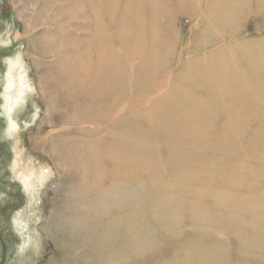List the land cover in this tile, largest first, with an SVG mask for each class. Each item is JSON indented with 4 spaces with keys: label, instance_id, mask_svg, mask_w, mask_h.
Segmentation results:
<instances>
[{
    "label": "bare ground",
    "instance_id": "bare-ground-1",
    "mask_svg": "<svg viewBox=\"0 0 264 264\" xmlns=\"http://www.w3.org/2000/svg\"><path fill=\"white\" fill-rule=\"evenodd\" d=\"M20 1L39 8L24 30L42 101L64 111L28 147L66 178L58 264H264V26L238 36L264 0ZM178 10L198 26L183 60ZM231 78L246 116L208 98Z\"/></svg>",
    "mask_w": 264,
    "mask_h": 264
},
{
    "label": "rangeland",
    "instance_id": "rangeland-1",
    "mask_svg": "<svg viewBox=\"0 0 264 264\" xmlns=\"http://www.w3.org/2000/svg\"><path fill=\"white\" fill-rule=\"evenodd\" d=\"M19 1L0 0V264H58V260L67 256L61 252L63 246L57 244L58 233L51 211L66 195V178L55 169L56 165L30 154L28 147L33 139L47 134L51 130L49 120L57 122L64 111L47 108L42 101L38 67L33 63L35 54L26 46L27 31L24 30V25L29 24L28 18H36V9L39 8L35 3L25 1V8L19 13L23 6ZM249 6L254 9L252 3ZM39 16L46 21L45 15ZM45 25L53 24L46 22ZM173 25L180 40L176 52H180L183 60L193 55L182 45L198 27L196 18L187 11L178 10ZM257 25L264 26V15L253 12L242 17L238 36L254 38L261 31ZM68 30L84 32L78 25ZM205 72L211 74L214 71L207 68ZM14 80H17L18 92L14 90ZM232 82L236 84L238 80L218 79L210 85L208 98L222 110V115L246 116L240 99L244 92L233 88ZM223 85L232 88L222 90ZM9 91L12 94L9 95ZM251 97L255 98L254 95ZM250 117L247 128L259 125L254 116ZM247 128L243 135L254 138L253 131ZM262 130L261 137L264 135L263 126ZM32 237L37 249L25 260V253L19 254L20 248ZM229 247L234 249V245Z\"/></svg>",
    "mask_w": 264,
    "mask_h": 264
}]
</instances>
